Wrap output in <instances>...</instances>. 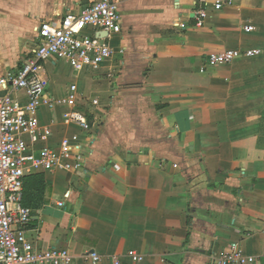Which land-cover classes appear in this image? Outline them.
Returning a JSON list of instances; mask_svg holds the SVG:
<instances>
[{"label":"crops","instance_id":"1","mask_svg":"<svg viewBox=\"0 0 264 264\" xmlns=\"http://www.w3.org/2000/svg\"><path fill=\"white\" fill-rule=\"evenodd\" d=\"M95 1L0 0V78L24 63L41 22ZM117 1L114 54L84 74L81 89L82 71L41 63L46 97L61 99L75 85L90 130L65 123L68 107L41 109L51 136L34 148L58 149L76 136L72 148L85 164L36 173L44 175L43 204L29 209L26 239L68 251L72 264H211L232 243L246 264H264V0H232L221 10L215 0ZM248 50L260 54L205 62ZM60 77L69 79L66 93H57ZM128 251L143 260L131 262ZM89 252L103 260L92 263Z\"/></svg>","mask_w":264,"mask_h":264},{"label":"built area","instance_id":"2","mask_svg":"<svg viewBox=\"0 0 264 264\" xmlns=\"http://www.w3.org/2000/svg\"><path fill=\"white\" fill-rule=\"evenodd\" d=\"M231 4L232 0H215L213 8L221 10ZM198 17L203 18L204 12H199ZM200 22L198 20V24ZM120 32L117 0L95 1L83 6L79 12H67L56 22L45 20L37 27L35 45L24 63L0 78V264H72L73 257L68 251L56 248L42 251L25 237L32 214L21 205L24 177L57 171L80 172L85 164V155L72 148L73 144L78 145L76 136L63 139L58 149L45 145L38 150L34 148V144L51 136L49 129L40 127L41 109L68 107L70 112L65 123L83 131L90 130L86 114L77 108L76 86L70 85L64 98L50 99L45 95L39 72L42 62L62 60L76 72L94 73L112 58L114 50L109 42ZM259 54L258 50L225 51L209 54L205 62L214 67ZM200 72H204V66ZM20 92L24 102L17 97ZM91 103L96 105L97 101ZM126 257L133 263L143 260V256L135 251H128ZM86 258L92 263L103 260L95 252L87 253ZM246 263L247 258L238 243L230 244L223 255L211 262ZM113 264H119V260L113 258Z\"/></svg>","mask_w":264,"mask_h":264},{"label":"trees","instance_id":"3","mask_svg":"<svg viewBox=\"0 0 264 264\" xmlns=\"http://www.w3.org/2000/svg\"><path fill=\"white\" fill-rule=\"evenodd\" d=\"M45 190L43 174L24 177L21 205L30 210H38L43 204L42 195Z\"/></svg>","mask_w":264,"mask_h":264},{"label":"rangeland","instance_id":"4","mask_svg":"<svg viewBox=\"0 0 264 264\" xmlns=\"http://www.w3.org/2000/svg\"><path fill=\"white\" fill-rule=\"evenodd\" d=\"M87 34L88 35H90V32H87ZM27 52H28V50H27ZM25 54H26V52H24L22 55H21V61L23 60V58L25 57ZM59 61H61V60H59ZM83 72V75L85 74V73H87L88 75H91L90 73H88V72H85V71H82ZM68 74V72H64V76L66 77V75ZM63 78V79H61V77L60 78H58V80H59V84L60 85H62L61 87H60V90L59 91H57V93L59 92V93H66L65 92V85L67 84V82H69V79H67V78ZM87 76H85L84 75V77H82L80 80H78V86H79V88L81 89V86L82 85H85V83H84V79L83 78H86ZM69 88V87H68ZM85 93H88V91H86ZM65 97V96H64ZM63 97V98H64Z\"/></svg>","mask_w":264,"mask_h":264}]
</instances>
